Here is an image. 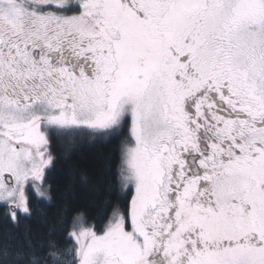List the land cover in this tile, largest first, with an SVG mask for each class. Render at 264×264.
<instances>
[{"label": "snow or ice", "instance_id": "1", "mask_svg": "<svg viewBox=\"0 0 264 264\" xmlns=\"http://www.w3.org/2000/svg\"><path fill=\"white\" fill-rule=\"evenodd\" d=\"M84 129L122 138L100 221L16 231ZM0 207V264H264V0H0Z\"/></svg>", "mask_w": 264, "mask_h": 264}, {"label": "trees", "instance_id": "2", "mask_svg": "<svg viewBox=\"0 0 264 264\" xmlns=\"http://www.w3.org/2000/svg\"><path fill=\"white\" fill-rule=\"evenodd\" d=\"M120 139L105 142L88 129L75 137H54L51 145L54 164L48 176L53 202L45 209L46 217L34 214L24 220L16 231L27 228L37 237L42 236L58 210L65 205L85 211L93 218L89 223L99 222L105 202L111 199L108 185L116 179ZM4 212V208L0 207V236L12 228L10 217H6Z\"/></svg>", "mask_w": 264, "mask_h": 264}]
</instances>
